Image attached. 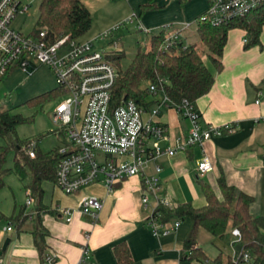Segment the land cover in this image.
I'll return each instance as SVG.
<instances>
[{
    "label": "crops",
    "instance_id": "obj_1",
    "mask_svg": "<svg viewBox=\"0 0 264 264\" xmlns=\"http://www.w3.org/2000/svg\"><path fill=\"white\" fill-rule=\"evenodd\" d=\"M15 1L21 6L27 0ZM81 2L87 8L84 0ZM207 4L208 0H205L193 17L170 23L172 32H178L180 36V32L186 30L181 28L182 25L187 24L189 28L205 11ZM132 13L143 27L149 28L141 22L140 15ZM243 40L245 33L242 30L232 29L227 33L220 72L215 71L204 50H199L201 62L213 77V83L208 93L196 99L193 105L201 126L218 128L221 135H211L199 147L168 157H157L146 164L145 175H153L155 167L159 169L158 195L164 197L172 209L179 204H188L193 209L204 207L201 191L204 185L220 198L217 179L222 177L236 193L252 198L248 207L252 217L264 218V167L261 165L264 144V26L259 35L260 47L244 48ZM188 45L197 48L194 42L183 46ZM146 103L147 106L142 108V121H150L165 131L164 138L154 142L161 150L178 147L188 134V121L178 115L161 91L150 94ZM153 109L157 113L151 116ZM226 125L232 127V131L226 132L223 129ZM53 135L59 140L55 132ZM203 158L209 163L210 170L197 177L196 166ZM14 178L16 181L4 178V187L0 190V250L3 242L9 241L0 254V264H41V257L47 252L56 255L55 264H75L84 247L88 249L85 264H115L113 248L119 243L128 249L130 264H208V261L181 258L183 240L190 228L187 218L180 223L167 222L163 224L167 234L153 235L146 222L151 209H144L140 204L139 177L127 178L110 191L94 183L72 196L64 195L53 183H42L41 202L49 212L40 218L46 236L44 250L39 255L31 235L32 219L28 218L20 227L13 220L21 209L25 213L31 209V206H25L27 194L22 183L16 175ZM84 197H94L102 203L95 223L80 214L79 205ZM56 209H68L70 222L65 223ZM175 222L177 226L174 228ZM8 226L12 228L9 232L5 231ZM194 247L200 249L197 240Z\"/></svg>",
    "mask_w": 264,
    "mask_h": 264
},
{
    "label": "built area",
    "instance_id": "obj_2",
    "mask_svg": "<svg viewBox=\"0 0 264 264\" xmlns=\"http://www.w3.org/2000/svg\"><path fill=\"white\" fill-rule=\"evenodd\" d=\"M264 3V0H208L205 11L198 17V22L211 25L227 23L242 18L249 11ZM25 11L15 0H0V78L12 70L24 74L37 65L45 66L52 74L56 88L61 92V101L52 111L53 122L58 125L55 134H61L63 143L56 148L58 160L55 164L53 185L64 195L72 196L83 188L99 183L110 191L116 184L130 177L140 179V204L144 209H151L146 222L154 236L167 234L168 230L158 222L155 214L157 207L170 208L168 201L158 195L160 182L157 176L159 169L154 168L153 175H145L146 164L157 157L172 156L176 152H185L192 147H199L211 135L220 136L218 128L202 127L200 117L192 102L181 99L171 107L178 115L187 120L189 131L182 143L176 148L161 150L156 140L164 138L162 127L142 121V108L132 101L122 102L116 107L110 106V92L116 78L114 68L106 61V54L96 51L90 42L71 40L67 36L50 42L44 29L37 33L22 35L11 28L14 18ZM135 22V32L146 37L152 33L143 27L135 14L113 26L97 40H102L121 28ZM189 25L183 24L182 29ZM170 29L168 25L162 26ZM179 33L165 34L161 48L176 44ZM245 43V40H243ZM151 94L156 90L149 86ZM165 101V100H164ZM155 109L150 111L153 116ZM264 123V121H263ZM226 132L232 127H223ZM60 138V137H59ZM153 140V142H151ZM28 157H33L29 144ZM261 165L264 167V144L262 145ZM210 170L206 159L196 166V176L201 177ZM32 205L27 197L25 206ZM80 214L89 218L92 223L98 219L102 203L94 197H84L80 201ZM65 223L70 222L71 212L68 209H56ZM177 222L173 224L175 228ZM11 226L5 231H11ZM235 242L239 241V232H230ZM88 260V249H81V256L75 264H85ZM230 264H264L250 252L235 254L229 257ZM56 255L50 252L41 257V264H55Z\"/></svg>",
    "mask_w": 264,
    "mask_h": 264
},
{
    "label": "trees",
    "instance_id": "obj_3",
    "mask_svg": "<svg viewBox=\"0 0 264 264\" xmlns=\"http://www.w3.org/2000/svg\"><path fill=\"white\" fill-rule=\"evenodd\" d=\"M150 6H147L149 8ZM198 19V17H197ZM195 20V34L204 47V53L216 72L222 69V49L226 42L227 33L232 29H239L245 33L244 48L259 46V35L264 26V3L249 11L242 18L231 20L224 24L211 25ZM91 25L90 14L81 0H39L37 18L31 34L44 29L46 37L53 42L60 37L67 36L71 40H78ZM171 26H169L170 28ZM167 31L159 28L147 37V43L138 46L131 61L125 69H121L119 61L124 57L122 51L106 54V61L114 68L116 78L110 92V106L116 107L122 102L132 101L143 108L147 106L146 98L151 94L149 86L161 91L165 99L171 104L181 99L194 102L210 90L213 77L201 62V53L194 45L183 46L177 42L174 45L161 48ZM264 86V80L262 82ZM55 88L27 101L29 106H39L60 96ZM26 120L20 115H12L8 111H0V190L4 187L3 179L13 173L22 183L27 197L32 200L28 213L21 209L14 222L18 227L28 218L33 221L31 232L33 244L39 255L44 250L43 240L46 232L40 225V218L49 210L42 205V183H53L55 164L58 160L56 149L48 154H41L38 142L35 140H19L16 135L18 125ZM60 137V138H59ZM59 142L63 143L61 134ZM33 157H28L30 142ZM12 152L11 169L4 168L5 158ZM220 198H217L208 186L201 188L205 205L193 209L188 204H179L175 208L159 206L155 210L158 222L165 224L171 219L183 220L187 218L190 228L183 240L181 258L187 260L206 261V258L196 244L198 229L204 230L213 239L223 240L233 229L239 232V241L232 243L235 254L252 253L256 259L264 263V218L252 217L248 207L252 198L236 193L227 186L222 177L217 179ZM115 264H130L128 249L123 243L113 248ZM212 264H230L229 257L222 262L219 252Z\"/></svg>",
    "mask_w": 264,
    "mask_h": 264
},
{
    "label": "rangeland",
    "instance_id": "obj_4",
    "mask_svg": "<svg viewBox=\"0 0 264 264\" xmlns=\"http://www.w3.org/2000/svg\"><path fill=\"white\" fill-rule=\"evenodd\" d=\"M39 0H27L21 5L25 11L18 14L11 23V28L26 36L32 33L37 18ZM90 14V29L78 39L79 42H90L92 47L102 54L122 51L124 57L119 61L121 69H125L138 46L147 43V37L135 32V22L128 27L111 33L102 40L97 38L109 31L113 26L124 21L134 11L141 16V22L147 25L152 33L162 26H171L176 19H189L201 9L205 0H84ZM147 6H150L147 8ZM186 14V15H185ZM149 22V23H147ZM170 24V25H169ZM167 30L171 33L173 29ZM195 22L184 32H180L178 40L183 45L196 43L197 50H204L194 33ZM56 88V82L50 71L42 65H37L30 72L24 74L15 69L0 78V111H8L12 115H20L26 120L16 128L19 140H36L41 154H48L56 149L60 142L53 135L57 126L52 119L54 107L61 101L57 97L39 106H29L27 101ZM3 141L0 139V147ZM12 152L5 158L4 168L11 169ZM14 181V174L5 177ZM6 185V184H5ZM182 222L171 219L168 222ZM264 235V234H263ZM197 242L208 264H212L218 252L221 253L222 262L233 253V237L228 235L223 240L211 239L202 229L197 231Z\"/></svg>",
    "mask_w": 264,
    "mask_h": 264
},
{
    "label": "water",
    "instance_id": "obj_5",
    "mask_svg": "<svg viewBox=\"0 0 264 264\" xmlns=\"http://www.w3.org/2000/svg\"><path fill=\"white\" fill-rule=\"evenodd\" d=\"M9 241L8 239H6L3 244H2V247H1V250H0V254L3 253L6 249V246L8 245Z\"/></svg>",
    "mask_w": 264,
    "mask_h": 264
}]
</instances>
